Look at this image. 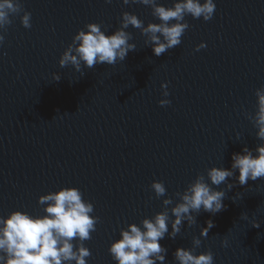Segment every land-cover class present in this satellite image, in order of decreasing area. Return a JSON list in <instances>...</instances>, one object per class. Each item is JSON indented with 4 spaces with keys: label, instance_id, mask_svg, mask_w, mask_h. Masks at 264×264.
I'll list each match as a JSON object with an SVG mask.
<instances>
[{
    "label": "water",
    "instance_id": "water-1",
    "mask_svg": "<svg viewBox=\"0 0 264 264\" xmlns=\"http://www.w3.org/2000/svg\"><path fill=\"white\" fill-rule=\"evenodd\" d=\"M20 2L21 12L0 28V217L17 210L43 216L41 196L76 188L97 222L90 239L73 244L90 250L88 264H116L109 246L121 231L132 224L143 230L145 219L167 212L171 233L172 208L202 178L224 192V207L192 211L193 220L185 218L174 238L166 233L163 264H179L178 247L211 251L213 264H264V177L241 185L232 168L233 153L257 155L264 145L258 135L264 0H214L207 21L186 13L181 43L160 56L151 34L129 25L124 31L135 49L123 61L92 68L81 62L79 70L59 64L69 45L75 54L78 30L96 23L111 34L122 27L124 12L143 27L161 23L154 7L177 0ZM23 11L31 13L30 28L21 23ZM201 41L205 47L196 50ZM167 99L170 104L159 103ZM213 167L232 175L213 185ZM154 181L165 186L163 195ZM209 220L213 227L204 236Z\"/></svg>",
    "mask_w": 264,
    "mask_h": 264
},
{
    "label": "clouds",
    "instance_id": "clouds-1",
    "mask_svg": "<svg viewBox=\"0 0 264 264\" xmlns=\"http://www.w3.org/2000/svg\"><path fill=\"white\" fill-rule=\"evenodd\" d=\"M110 2V0H109ZM144 4H154L155 0H142ZM127 4L128 0H124ZM20 0H0V28H5L11 23L10 14L21 12ZM216 4L214 0H177L173 7L156 5L154 15L161 23H149L143 27L142 21L128 12L122 13V27L111 34H106L100 25L88 23L85 28L78 30L73 41L76 44L75 54L72 46L61 55L59 64L63 67L71 62L78 70L81 62L88 68L96 64L107 63L114 65L117 60L123 61L129 50L135 49V44L128 43L130 34L124 31L129 25L140 28L143 33L151 34L153 52L156 56L181 43V37L187 29V23H181L185 14L205 21L212 18ZM31 13L23 11L21 23L25 28L31 27ZM176 21L175 23H169ZM4 36L0 35V42ZM205 47L201 41L196 50ZM59 79V76H56ZM168 95L167 86L165 93ZM260 111L259 137L264 138V93H258ZM161 105L171 102L160 100ZM257 155L251 150L244 149L242 153H233L232 168L239 170L241 185L249 179L256 180L264 177V145L257 148ZM232 175L227 168L213 167L208 171V177L213 185H220ZM152 187L160 196L165 193V186L159 181H154ZM224 192L214 190L202 178H197L182 196V202L172 208L175 219L172 221V231L169 233L167 212L157 213L153 219H145L143 230L135 224L129 225L127 230H122L120 238L114 240L109 246V252L116 264H161L165 260L166 249L161 245L166 233L173 238L180 231L182 221L187 218L193 220L192 211H199L201 207L206 212L217 213L223 207ZM40 203L46 204V214L32 216L23 211H13L6 217H0V264H88L86 257L91 255L90 250L80 243L73 244V239L78 238L83 242L90 239V233L95 230L96 218L91 215L93 206L82 199L80 191L76 188L66 187L54 193L41 196ZM165 204L171 203L165 200ZM207 227L201 230L206 236L213 227L211 220ZM254 227H259L258 224ZM198 244L199 241H196ZM227 245V241L224 242ZM175 257L179 264H213L211 251L199 254L190 249L178 247Z\"/></svg>",
    "mask_w": 264,
    "mask_h": 264
}]
</instances>
